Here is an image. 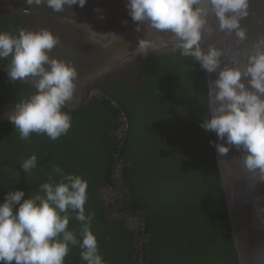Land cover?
Masks as SVG:
<instances>
[{"label":"clouds","instance_id":"obj_1","mask_svg":"<svg viewBox=\"0 0 264 264\" xmlns=\"http://www.w3.org/2000/svg\"><path fill=\"white\" fill-rule=\"evenodd\" d=\"M25 3L28 7L21 11L27 15L34 5L59 13L73 5L83 8L87 0ZM250 4L251 0H127L126 8L137 32L148 29L156 34L155 39L147 35L139 38L132 51L135 55L147 57L149 52L170 45L205 72L216 74L211 83L207 82L208 115L200 127L224 141H210L220 157H225L232 146L241 150L243 169L258 182L264 181V36L253 43L243 67L235 57L224 63V50L215 44L209 43L206 50L202 47L205 35L211 37L217 31L210 17L218 22L220 32L234 34L238 42L246 41L248 33L241 22L250 15ZM162 36L167 40L161 42ZM59 42L47 28H21L18 34L0 31V59L10 57L8 78L35 88L7 113L22 140L36 133L55 141L72 126V118L64 109L74 97L78 72L70 62L50 55ZM36 165L35 154L21 162L28 173ZM57 174L58 180L54 179ZM87 189L88 182L82 176L54 165L48 180L27 199L23 190L8 191L0 202V264H65L71 247L80 249L84 264H106L91 228L95 213H86ZM71 213L80 223L78 234L68 227Z\"/></svg>","mask_w":264,"mask_h":264},{"label":"trees","instance_id":"obj_2","mask_svg":"<svg viewBox=\"0 0 264 264\" xmlns=\"http://www.w3.org/2000/svg\"><path fill=\"white\" fill-rule=\"evenodd\" d=\"M169 57L176 63L175 66L168 68L166 76H153L150 89L135 94L145 101L143 115H133L122 101L130 120L124 154L128 155L130 150L134 157L136 152L134 162L143 170L137 176L139 190L140 187H144L140 181L154 177L155 183L167 188L166 198L157 203L160 204L158 208L149 210L145 206L141 207L147 215V230L153 232L158 229L159 233L153 238V244L158 239L165 247L188 243L191 246L190 251L193 249L198 252L193 260L201 261L204 255H208L218 259L226 257L225 260L229 259L227 263L236 264L214 151L210 143L211 132L200 127L201 121L208 115L204 70L191 57L181 55ZM97 108L91 103L88 109L70 114L71 128L66 135L55 141L39 137L34 145L20 144V147L28 151H24L25 158L32 154L37 156V165L32 173L33 184L24 173H20L18 177L20 184L17 185L27 189L28 197L35 194L40 184L48 180L54 165L59 166L64 172L82 176L88 182L86 213L88 211L95 213L91 228L98 237V246L105 247L106 243L100 244L99 235L109 230V225L110 227L123 225L104 221L99 209L102 205L100 190L109 179L117 151L116 136L108 135L107 130H113L118 126L113 122L115 117L107 122L94 119L98 118L93 114ZM134 142L137 145L135 150L132 148ZM13 149L1 150L0 166L5 165L6 157L12 155ZM19 151L21 150H16ZM148 158L154 163L152 165L154 169L151 170L152 178L149 173H144L146 170L144 165H148ZM17 166L21 167V163ZM59 178V174L54 177L56 180ZM125 183L130 185L129 181ZM71 217L68 227L78 234L80 223L75 219V213H71ZM97 220L104 223L100 224L98 230ZM206 221L211 226L201 231L200 228L207 225ZM176 230L182 232L175 233ZM184 230L191 232L186 234ZM172 234H177L178 239H170L174 238ZM114 235L112 233L110 239ZM129 236V232L122 231L120 237L114 240L113 250L116 248L120 253L121 248L131 246ZM104 241L107 240L104 238ZM77 248L71 247L65 264H84L75 253Z\"/></svg>","mask_w":264,"mask_h":264},{"label":"flooded vegetation","instance_id":"obj_3","mask_svg":"<svg viewBox=\"0 0 264 264\" xmlns=\"http://www.w3.org/2000/svg\"><path fill=\"white\" fill-rule=\"evenodd\" d=\"M18 2L20 0H0V31L18 34L21 28L38 30L50 25L52 27L51 31L59 37L60 41L50 55L70 62L78 72L75 99H80L86 91H91V98L83 106L74 111L64 110L69 114H75L78 111L88 109L89 105L93 103V107H98L95 110L96 112L93 113L98 116V118H94L97 121H112L115 117L113 122L117 123L118 127L113 130L108 129L107 134L116 136L117 151L114 155L115 162L111 172L115 164L116 171L114 181H112L110 173L107 183L100 190V193L102 190H105V192L99 209L104 221L111 224L123 223V225L121 227L117 225L110 227L109 225V230L104 231L103 236L102 234L99 235L100 244L106 243L105 247H99L100 254L106 264H233V262L227 263L229 259L225 260L226 257L218 259L215 256L208 255H204L201 261H198V259L193 260L198 252L193 249L190 251L189 247L191 246L188 243L165 247L158 239L153 244V238L157 237L159 232L158 229L153 232L147 230V215L141 207L145 206L149 210L158 208L160 204L157 203L166 198L167 188L155 183L156 177L152 178L153 172L151 171L154 169L152 167L154 163L148 158V165H144L146 169L144 173H149L152 179L140 181L144 187H140L139 190L137 176L143 170L134 162L136 152L134 157L130 150L128 155L124 154L125 143L130 131V120L122 101L126 104L130 113L143 115L145 101L140 98L141 96L135 94L148 91L147 89L152 86L153 76H166L165 72L168 68L175 66L176 63L169 56L181 55L180 51L173 52L169 51V47H162L156 53L149 52L147 57L135 55L132 51L136 48L138 39L143 35L154 36L152 38L154 39L156 34L148 29H145L144 32L135 30L136 22H133L128 15L127 0H96L95 6L99 9L100 14L92 13L90 10L91 15L89 20L86 21V26L81 25L80 15L74 9L66 13H58L51 9L50 12H47L48 9L46 10L45 7L43 11L32 6L29 12L40 10L41 13L24 16L19 14V10L28 7V5L17 4ZM86 6L85 4L84 7L86 8ZM101 15L103 18H101ZM124 21H127V23H124ZM88 26H91L92 29H89ZM62 32L64 33L62 34ZM91 35H97L98 38L92 40ZM9 63L10 57L0 59V152L7 148L14 149L11 151L12 155L6 157L5 165L0 166V202L4 200L5 194L11 191L12 187L23 190L25 192L24 198L27 199V189L25 190L24 187L20 188L17 185L20 184L18 177L20 173H24L28 181L33 184V169L31 173H28L17 166L25 158L24 151L28 152L20 147V144L33 143L34 145L39 137L48 138L44 134L32 133L28 140H21L19 131L15 130L13 124L7 119V113L14 110L16 103L28 98L35 92V88L29 83L24 81L13 83L10 81L7 75ZM99 89L108 93L121 105L129 120V131L118 160L116 156L119 154L118 149L121 144L122 129L124 128L123 114L121 109L116 107ZM132 148L134 150L137 148L136 142L132 143ZM17 149L21 151L16 152ZM76 154H78L77 150ZM137 159H139V156ZM13 167L17 169L14 170ZM125 181H129L130 185H127ZM24 182L25 180L22 183ZM138 210L142 211L144 216L135 214ZM125 215H130L125 221H114L113 219ZM143 221L146 223L145 230L142 228ZM206 223L207 225L200 228L201 231L211 226L208 221ZM100 224L104 223L97 220V230ZM122 231L129 232L132 245L121 248L119 253L116 248L113 250V243L114 240L120 237ZM177 232L182 231L176 230L175 233ZM184 232L188 234L191 231L184 230ZM112 233L115 235L110 239ZM172 236L174 238L170 239H178L177 234H172ZM103 237L107 241H104ZM142 237L144 251L141 257L138 247ZM204 240L205 238H203ZM75 253L80 257L79 248L75 249Z\"/></svg>","mask_w":264,"mask_h":264},{"label":"water","instance_id":"obj_4","mask_svg":"<svg viewBox=\"0 0 264 264\" xmlns=\"http://www.w3.org/2000/svg\"><path fill=\"white\" fill-rule=\"evenodd\" d=\"M17 4L26 5L25 0H20ZM95 4L96 0H87L86 8H81L79 5H73L70 9L63 11V13L73 9L78 11L81 25L86 26V21L89 20L91 12L98 15L100 14V12L96 11L97 8ZM34 7L40 8V10H43L45 7L46 10L48 9L47 12H50V9L44 5H34ZM40 10H31L27 16L34 14L38 15L41 13ZM249 11L250 15L241 22L242 26L246 28L248 33V39L246 41L238 42L234 34L220 32L218 30V22L214 17H210V23L217 28V31L211 37L205 35L202 41V47L206 50L209 43L215 44L217 47L224 50L225 55L222 58L224 63H230L235 57L239 61V66L243 67L246 63L248 54L253 51V43L259 37L264 36V0H251ZM15 12L18 13L17 11ZM19 14L26 16L21 10H19ZM45 28L51 30L52 27L46 25ZM88 28L92 29L91 26H88ZM63 33L64 32H62V34ZM153 37L154 36L149 38L152 39ZM90 38L93 40L94 38H98V36L91 35ZM166 40V36L161 37V42ZM168 47L169 51H179L173 50L170 45ZM221 66L223 67V63ZM204 74L206 86L207 82L211 83L216 78V74L214 73L209 74L204 71ZM100 91L103 92L116 107L121 109L123 114L122 121L124 128L122 129L121 144L118 149L119 154L116 156V159L118 160L129 131V120L121 105L108 93L103 90ZM90 95L91 91H86L80 99H75V97H73V99L65 106V110L74 111L80 108L88 102L91 98ZM211 140L218 143H224V141H219L217 139L214 132H211ZM212 147L221 192L224 198L230 237L237 262L238 264H264V181L255 182V179L250 174L246 173L242 167V162L239 161L242 156V151L235 146L231 147L229 153L225 157H220L217 154L213 144ZM115 171L116 164L111 172L112 181H114ZM104 192L105 190H102L101 194L103 195ZM135 214L144 216L143 212L140 210L136 211ZM129 217L130 215H125L117 216L113 219L114 221H125ZM142 228L143 230L146 228L145 221L142 222ZM138 251L141 253L142 257L144 251L143 237L139 242Z\"/></svg>","mask_w":264,"mask_h":264}]
</instances>
